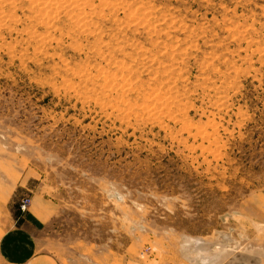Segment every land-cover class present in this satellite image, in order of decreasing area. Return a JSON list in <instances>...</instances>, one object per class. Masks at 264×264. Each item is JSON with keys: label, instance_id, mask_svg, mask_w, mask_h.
<instances>
[{"label": "rangeland", "instance_id": "1", "mask_svg": "<svg viewBox=\"0 0 264 264\" xmlns=\"http://www.w3.org/2000/svg\"><path fill=\"white\" fill-rule=\"evenodd\" d=\"M2 1L0 178L62 263L264 264V0Z\"/></svg>", "mask_w": 264, "mask_h": 264}, {"label": "crops", "instance_id": "2", "mask_svg": "<svg viewBox=\"0 0 264 264\" xmlns=\"http://www.w3.org/2000/svg\"><path fill=\"white\" fill-rule=\"evenodd\" d=\"M36 180L0 178V264H63L59 240L54 234L59 206L31 188ZM32 197V206L19 214L24 196Z\"/></svg>", "mask_w": 264, "mask_h": 264}, {"label": "built area", "instance_id": "3", "mask_svg": "<svg viewBox=\"0 0 264 264\" xmlns=\"http://www.w3.org/2000/svg\"><path fill=\"white\" fill-rule=\"evenodd\" d=\"M32 197L30 195L24 196L22 200L20 201L19 205V214L20 215H25L27 213L31 206H32Z\"/></svg>", "mask_w": 264, "mask_h": 264}, {"label": "bare ground", "instance_id": "4", "mask_svg": "<svg viewBox=\"0 0 264 264\" xmlns=\"http://www.w3.org/2000/svg\"><path fill=\"white\" fill-rule=\"evenodd\" d=\"M3 1H4V0H3ZM3 1H2V2H3ZM5 1H6V0H5ZM29 1H30V0H29ZM34 1H35V0H34ZM34 1H32V5L35 4ZM56 1H57V0H56ZM60 1L62 2V0H60ZM66 1H67V0H66ZM47 2H49V0H48ZM50 2H51V1H50ZM5 3H6V2H5ZM38 3H39V2H38ZM38 3H37V4H38ZM44 3H45V2H44ZM52 3H53V2H52ZM75 3H76V2H75ZM39 5H40V4H39ZM53 5H54V4H53ZM53 5H52V6H53ZM61 5H62V4H61ZM81 5H82V4H81ZM81 5H80V7H81ZM37 6H38V5H37ZM55 6H56V5H55ZM58 6H59V5H58ZM63 6H64V5H62V7H63ZM82 6H83V5H82ZM78 7H79V6H78ZM78 7H77V8H78ZM50 8L52 9L53 7H50ZM63 8H64V7H63ZM90 8H91V7H90ZM35 9H36V8H35ZM58 9H59V8H58ZM1 10H2V8H1ZM61 10H62V9H61ZM40 11H41V15H43V10H40ZM50 12H51V10L49 11V15H50ZM53 12H55V11H53ZM58 13H59V11H58ZM88 14H89V13H88ZM46 15H47V14H45V15H43V16L47 17L48 15H47V16H46ZM91 15H92V14H91ZM5 16H6V15H5ZM5 16H4L3 18H6V17H7V16H6V17H5ZM39 16H40V15H39ZM43 16H42V17H43ZM85 16H86V15H85ZM87 16H88V15H87ZM48 17H49V16H48ZM80 18H81V19H84V18H82V17H80ZM88 18H89V17H88ZM0 20H1V19H0ZM78 21H80V20H78ZM86 21H87V19H86ZM4 22H5V21H4ZM43 22H44V21H43ZM80 22H81V21H80ZM80 22H77L78 25H79ZM0 23H2V22H0ZM82 23H83V22H81V24H82ZM80 26H82V25H80ZM83 26H86V24L83 25ZM83 26H82V27H83ZM121 66H122V65H121ZM112 77H113V76H112ZM84 78H85V77H84ZM107 80H108V78H107ZM136 80H137V79H136ZM108 81H109V80H108ZM128 83H129V81H128ZM128 83H127V84H128ZM117 84H118V83H117ZM113 86H114V85H113ZM127 86H128V85H127ZM129 87H130V86H129ZM127 90H128V89H127ZM170 92H171V91H170ZM157 94H160V93L157 92ZM166 94H167V93H166ZM157 97H158V96H157ZM167 98H169V97H167ZM174 98H175V97H174ZM174 98H172V99H174ZM165 99H166V98H165ZM158 100H159V97H158ZM170 100H171V99H170ZM170 100H169V101H170ZM169 103H170V102H169ZM169 103H168V104H169ZM170 104H171V103H170ZM147 105H148V104H147ZM138 106H139V105H138ZM148 106H149V105H148ZM170 106H172V105H170ZM170 106H169V107H170ZM150 107H151V106H150ZM154 109H155V108H154Z\"/></svg>", "mask_w": 264, "mask_h": 264}]
</instances>
